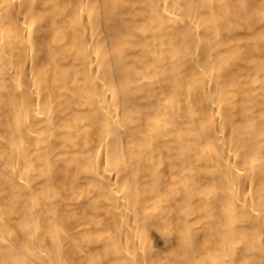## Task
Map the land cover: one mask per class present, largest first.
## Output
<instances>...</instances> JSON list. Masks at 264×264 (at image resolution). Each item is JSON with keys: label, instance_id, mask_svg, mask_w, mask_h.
Returning <instances> with one entry per match:
<instances>
[{"label": "bare ground", "instance_id": "1", "mask_svg": "<svg viewBox=\"0 0 264 264\" xmlns=\"http://www.w3.org/2000/svg\"><path fill=\"white\" fill-rule=\"evenodd\" d=\"M0 264H264V0H0Z\"/></svg>", "mask_w": 264, "mask_h": 264}]
</instances>
